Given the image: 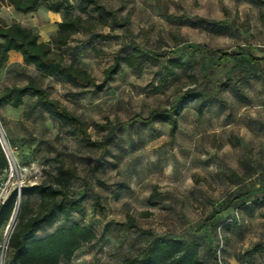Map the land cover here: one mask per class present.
<instances>
[{"label": "rangeland", "instance_id": "obj_1", "mask_svg": "<svg viewBox=\"0 0 264 264\" xmlns=\"http://www.w3.org/2000/svg\"><path fill=\"white\" fill-rule=\"evenodd\" d=\"M99 2L114 10L119 21H128L122 27L110 20L89 21L90 30L81 29L58 51L64 60L78 64L97 85L113 57L123 58L133 46L156 56L153 62L139 69L121 64L101 92L41 77L33 66L5 65L0 71V92L33 77L52 99L85 121L93 139L105 134L103 124L115 127L108 140L109 154L101 158L47 115L35 111L25 117L32 102L26 97L16 109L0 108V125L13 163L0 176V193L6 197L13 189L18 192L21 187L50 183L57 164L75 170L69 194L85 195L83 215H72L68 222L57 219L36 237L78 223L90 229L95 239L77 250L69 262L59 264H119L140 254L149 237L122 227L127 216L153 235L195 240L202 264H212L219 237L226 264H264V64L252 65L246 56L221 62L214 53H238L251 46V56L261 58L264 3ZM88 14L100 16L93 9ZM0 19L7 25L20 23L40 41L52 42L62 14L49 11L45 1L27 14L0 3ZM217 22L231 27L215 34L212 29ZM167 59L183 67L161 87L160 74ZM187 92L190 95L181 101ZM195 92L208 94L209 105L201 114ZM172 107L178 124L173 137L167 123L145 120L151 109ZM92 194L100 196L102 211L92 208ZM238 194L246 195L251 203L241 207L238 224L221 229ZM35 206L31 200L30 207ZM18 214L19 208L0 229V264L6 260L7 240ZM253 248L257 251L249 259L246 253Z\"/></svg>", "mask_w": 264, "mask_h": 264}, {"label": "trees", "instance_id": "obj_2", "mask_svg": "<svg viewBox=\"0 0 264 264\" xmlns=\"http://www.w3.org/2000/svg\"><path fill=\"white\" fill-rule=\"evenodd\" d=\"M43 1H45L49 11L62 14V20L57 24L58 29L53 41H40L37 34L20 23L13 22L7 25L0 19V71L7 64L8 53L15 52L20 54L24 66H33L36 73L41 77L55 79L81 89L92 88L101 92L105 85L118 74L121 64L130 69H139L144 63L153 62L156 59L153 54L143 51L138 46H133L123 58L113 57L112 63L102 72L101 84L97 85L95 78L89 75L87 71L75 62L67 63L58 51L65 47L70 37L81 29L90 30L86 26L89 21L110 20L114 26L122 27L128 20L119 21L116 12L106 8L99 0H0V3L12 7L18 13L27 14L35 11ZM73 1L75 2L73 3ZM260 2L264 3V0H260ZM89 9L100 13V16L95 18L89 15ZM229 27L231 25L226 22H217L212 31L215 34H220ZM238 50V53L232 54L222 51H215L214 53L221 62L246 56L248 63L252 65L264 64V55L261 58L251 56V46H247L244 50ZM182 67V63L167 59L166 66L160 74V86H166L170 78L174 77L176 71ZM190 93H185L181 101L186 100ZM26 97L32 98V102L27 105V109L24 111L25 117L31 116L35 111L47 115L55 119L69 136H79L86 147L98 151L101 158L109 154L108 140L114 133L115 127L103 124L101 131L105 134L100 140L93 139L88 132L85 121L80 116L70 112L57 100L52 99L33 77H29L23 85L5 87L0 92V108L16 109L23 105ZM195 98L198 102L197 112L201 114L203 109L209 105L208 94L195 92ZM175 111V107L170 109L154 108L149 111L145 120L146 122L159 120L167 123L169 134L173 137L178 127ZM7 169L8 162L0 146V176ZM54 169L55 174L50 183L43 182L29 187H21L20 194L13 189L0 204V229L10 221L19 208L16 224L7 240L4 264H59L61 261L69 262L77 250L95 239V234L90 229L78 223L58 228L44 237H36L41 228H51L57 219L68 222L72 215L82 216L85 210L83 204L85 195L76 198L69 194L70 183L77 177L75 170L65 167L64 164H57ZM153 198L154 194H151L150 199ZM92 199V208L102 211L100 196L92 194ZM242 199V203H239ZM31 200L36 202V206L33 208L30 207ZM250 203L251 201L246 195L238 194L233 198L230 205H233L234 208L224 222L219 225L221 229L223 226L228 228L238 224L241 207ZM234 213H237L238 222L234 220ZM229 219L233 221L228 222ZM120 225L148 236L149 242L140 254L125 258L119 264H202L203 262L200 246L195 240L153 235L138 228L130 216H127L126 221ZM218 245L219 241L212 252V264H218L216 258ZM256 251L257 248H253L246 253V257L251 259ZM221 260L226 264L222 256Z\"/></svg>", "mask_w": 264, "mask_h": 264}, {"label": "built area", "instance_id": "obj_3", "mask_svg": "<svg viewBox=\"0 0 264 264\" xmlns=\"http://www.w3.org/2000/svg\"><path fill=\"white\" fill-rule=\"evenodd\" d=\"M0 130L1 132L3 133L2 129H1V125H0ZM2 138V139H1ZM0 138V146H1V149L5 155V158L8 162V165L10 166V168H12V156H11V152L10 150L8 149V146H7V143L5 141V138H4V133H3V137ZM18 194H20V189L18 191ZM6 197H4L1 193H0V204L4 201ZM234 220H236L238 222V216H237V213H234ZM228 222L230 221H233L232 219H229L227 220ZM220 231V228L219 230ZM223 248V241L222 239L219 237V245L217 247V250H216V258H217V262L218 264H224L221 260V250Z\"/></svg>", "mask_w": 264, "mask_h": 264}, {"label": "crops", "instance_id": "obj_4", "mask_svg": "<svg viewBox=\"0 0 264 264\" xmlns=\"http://www.w3.org/2000/svg\"><path fill=\"white\" fill-rule=\"evenodd\" d=\"M22 64V58L20 54L15 53V52H9L8 53V61L6 66L9 67L10 65L15 66V65H21Z\"/></svg>", "mask_w": 264, "mask_h": 264}, {"label": "bare ground", "instance_id": "obj_5", "mask_svg": "<svg viewBox=\"0 0 264 264\" xmlns=\"http://www.w3.org/2000/svg\"><path fill=\"white\" fill-rule=\"evenodd\" d=\"M0 135H1V137H3V135L1 134V132H0ZM1 137H0V138H1ZM1 139H2V138H1Z\"/></svg>", "mask_w": 264, "mask_h": 264}]
</instances>
